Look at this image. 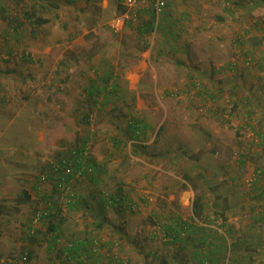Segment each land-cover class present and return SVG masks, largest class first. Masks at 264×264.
Masks as SVG:
<instances>
[{"label":"rangeland","instance_id":"374dc122","mask_svg":"<svg viewBox=\"0 0 264 264\" xmlns=\"http://www.w3.org/2000/svg\"><path fill=\"white\" fill-rule=\"evenodd\" d=\"M95 1L1 2L0 264H70L64 249L77 238L101 253L88 264H264V0H166L190 11L175 30L189 55L175 58L155 55L159 26L137 35L147 11L127 41L111 27L121 0L104 10ZM15 26L26 27L20 41ZM70 45L78 56L65 54ZM103 65L132 84L93 102L80 82L98 80ZM84 142L93 170L70 185L86 203L72 206L49 173L82 163ZM23 191L33 196L20 203ZM56 201L62 239L55 232L50 249L45 223L46 234L22 232ZM23 250L31 257L17 262Z\"/></svg>","mask_w":264,"mask_h":264},{"label":"crops","instance_id":"0c3cea01","mask_svg":"<svg viewBox=\"0 0 264 264\" xmlns=\"http://www.w3.org/2000/svg\"><path fill=\"white\" fill-rule=\"evenodd\" d=\"M69 1H74V0H69ZM85 1H87V0H85ZM91 2H93V4H94V2H96L95 0H91ZM97 2H99L98 3V5H99V7L102 9V10H104V8H106V5H107V1H105V0H103V1H97ZM89 3V2H88ZM119 3V2H118ZM257 4H256V6H258V7H260L261 5H262V2H260V1H257L256 2ZM205 8H207V6H205ZM242 9H246V7H244V6H242L241 7ZM186 10V11H183V10ZM169 10H171L170 12H169ZM247 10V9H246ZM166 12V11H165ZM190 11H188L184 6H178L177 4L176 5H171V6H168L167 7V12L166 13H163L162 15H160V17H159V21H158V23H157V26H159V29H160V31H159V38H160V42H159V48L158 49H156V53H155V55H161V56H164V57H171V58H175V56H177L179 53H181V52H183L185 55H189V54H186V53H189V50L186 48V50H185V46H184V44L182 45L181 43H178L179 42V38H177V33L176 32H179L178 30H177V28H178V25L179 24H184V25H188L189 23L188 22H186V21H184V22H181L179 19V17L178 16H182V15H186V14H188ZM191 12L193 13V11L191 10ZM149 14H150V12H148ZM148 14V15H149ZM118 15V14H117ZM116 15V16H117ZM151 15V14H150ZM150 15L148 16V19H147V23H143V24H141V30L140 31H137L138 33H137V35L138 36H144V35H146L145 34V25L144 24H149L150 23V21H151V19H149L150 18ZM168 15V16H167ZM169 15H171V16H169ZM186 18V17H185ZM177 19L179 20V22H177ZM29 21V20H28ZM195 21V20H194ZM194 21H192L191 23L193 24L194 23ZM30 22V21H29ZM190 23V24H191ZM146 25V26H147ZM145 27V28H144ZM177 27V28H176ZM129 28H131V26H126V27H124V32L125 33H123V35L124 36H122V37H124V40H130V39H133L134 37L133 36H131L130 37V32H128L127 30L129 29ZM26 29V27H24V26H22V27H17V26H15V31L17 32V35H13V36H15V37H17V39L20 41V39H22L21 37L23 36V35H21V32L23 31V30H25ZM6 30V29H5ZM148 30V29H147ZM175 30H176V32H175ZM7 31H8V29H7ZM29 31V30H28ZM7 33V32H6ZM8 34V33H7ZM36 38L35 39H38L37 37H39V36H37V35H35V34H33ZM187 36H188V38L186 37V36H184V38L186 39V43L187 44H189V42H190V38H191V36H192V33H191V31H189L188 32V34H187ZM136 37V36H135ZM85 40H87L88 38L87 37H83ZM15 39V38H14ZM67 41V40H66ZM56 42H57V40H56ZM60 43H61V41H59ZM215 39L213 40V42H212V40L211 41H209L208 42V44L206 45V44H204V46L202 45V47L200 48V49H197L196 50V53L199 55V54H201V55H204V53H206V51H208V49H206V48H210V47H212L215 43ZM16 43V42H15ZM211 44H213V45H211ZM192 46V44L190 45H186V47H191ZM208 46V47H207ZM66 49H65V54L66 53H68V54H73V53H76L77 54V56H78V54H79V52H74L75 51V48L74 47H72L71 45L69 46V47H65ZM184 48V49H183ZM49 49L48 50H46V51H44L43 53L45 54V55H48V56H50L49 54H47V53H49ZM209 52V51H208ZM34 54H36V57L37 58H39L41 55L40 54H37V52H33ZM144 55H150L151 54V48H149L148 50H146L144 53H143ZM44 58L45 57H43L42 59L44 60ZM199 61V60H198ZM49 67L51 66L49 63H46ZM45 63H42V66H44V65H46ZM141 64L142 63H139V65H138V68L140 69V67H141ZM18 67V66H17ZM67 67H68V65H67ZM102 68V73L103 74H100V76L99 77H97L98 78V80H92V81H81L80 82V85H81V88H83L82 89V91H84L85 93H86V95H84V96H86V98H88L89 97V94H93L92 95V98H94L95 97V94L94 93H96V92H99V91H102V88H105V87H108L109 89H110V91H112V93H113V91H115L117 88H119L120 86H122V85H125V86H127V87H131V81H127V78H125V79H123L122 77H123V74L121 73V72H116V70H115V72L113 71V73L111 72V71H109L104 65H103V67H101ZM45 71H49L48 70V68L47 69H44ZM133 70H135V68L133 69ZM16 71L17 72H19V69L18 68H16ZM37 71H40V69H38V70H36V72ZM71 71V69H69V72ZM33 72H35V71H33ZM41 72V71H40ZM133 76V74H131V72L129 73V77H132ZM213 76H214V74H213ZM127 81L126 83H124L123 81ZM123 87V86H122ZM86 91H85V90ZM39 186H40V184H38V187L37 186H34L33 187V190L35 191V196H36V190H40V188H39ZM42 194H39L38 193V197H37V199H41L40 198V196H41ZM28 196L32 199V194L30 193H28ZM44 196V194L42 195V197ZM42 200V199H41ZM41 200L40 201H38V205H41ZM45 212H47V210H45ZM34 215V214H33ZM44 224V223H43ZM27 227V226H26ZM25 230V229H24ZM58 230V229H57ZM44 233L45 232V234L47 233L46 231H44V232H42V229L41 228H38V232H37V234L38 233ZM61 230L59 231L58 230V232H57V234H59V236H61ZM22 234L24 235L25 234V232L23 231L22 232ZM56 234V235H57ZM56 235H53V236H56ZM77 235V234H76ZM52 236V237H53ZM77 236H79L80 237V235H77ZM22 236L21 235H19V239L21 238ZM51 236L50 237H48V239H47V247L48 248H50V249H52L54 246H56V245H58V243H59V239H60V237L59 238H52ZM61 239H62V236H61ZM18 246V245H17ZM98 246V245H97ZM19 247V246H18ZM79 247V249H81V250H83V251H85V254L84 255H82V254H80L79 256H72L71 255V257L69 256V263L70 264H72V263H74V261H77L78 263H80V264H88L90 261H92V262H95V261H101V257H100V255H101V253L100 252H97L98 253V255H96L95 257L96 258H98V260H96V258L95 257H93L94 256V252L91 250V248H93L94 247V242L93 243H88L87 241L86 242H84L83 240H81L80 238H77V240L76 241H74V243L72 244V245H70L69 247H66L65 248V250L66 251H70V250H73L74 248H78ZM67 248H71V249H67ZM73 248V249H72ZM79 253H81V252H79ZM74 257V258H73ZM10 260H13V259H10ZM12 262V261H11ZM15 262V261H14ZM13 263V262H12Z\"/></svg>","mask_w":264,"mask_h":264},{"label":"built area","instance_id":"2783aa9c","mask_svg":"<svg viewBox=\"0 0 264 264\" xmlns=\"http://www.w3.org/2000/svg\"><path fill=\"white\" fill-rule=\"evenodd\" d=\"M121 5L123 8V12L119 15H117L111 24V27L114 30H120L123 27L126 26H131L136 27V25H139L140 23V14L143 11L150 12L152 16H154V27H157L158 23V18L159 16L167 10V2L166 0H121ZM141 28V25H139ZM137 29V28H136ZM221 118L226 120L229 118L228 114L227 115H221ZM87 150L88 146H86L84 153L82 154L83 156V162H82V167L81 169H73L71 165L68 163L62 162L60 163L61 165H56L52 168V171L55 173L61 172V174L64 177H69L71 178V183L64 184V183H59V189L63 193H66L68 195V198L73 201L74 198H76L77 193H75V189H73V186L71 187L70 185H75V183H80L85 177H84V172H90L91 169L89 168V165L87 166V163L85 162L87 160ZM46 178L45 175H42L40 180L43 181ZM56 179V176L54 177ZM69 189H72L69 191ZM45 210L42 207H39V209L34 213L32 219L30 220V224L25 228V236L27 235L28 238L35 237L38 232V226L40 223H42V214H45ZM46 224V223H45ZM30 258V255L28 251L23 250L18 253V257L16 258L17 262L20 263H26ZM123 264V263H122Z\"/></svg>","mask_w":264,"mask_h":264},{"label":"trees","instance_id":"16d2710c","mask_svg":"<svg viewBox=\"0 0 264 264\" xmlns=\"http://www.w3.org/2000/svg\"><path fill=\"white\" fill-rule=\"evenodd\" d=\"M1 2H3V0H0V5L2 4ZM87 2H91V0H87ZM118 10H119V12H118V15L119 14H121L124 10H123V8H122V5H121V1H120V4L118 5ZM3 12H5L4 11V9H3V7H1L0 6V19H2V20H6L7 19V17L6 16H4V15H2V13ZM165 12V11H164ZM163 12V13H164ZM162 13V14H163ZM32 16H34L32 13H30V15L28 14L27 15V17H28V19L29 20H31L32 18ZM150 19H151V21H150V23L147 25V24H144L145 25V29H149L150 28V30L154 27V19H153V17H150ZM32 21V20H31ZM33 21H34V24H38V23H40V20L39 19H33ZM31 24H33V23H31ZM147 25V26H146ZM141 30V28L139 29V31ZM94 94H96V93H94ZM92 95L93 94H89V97H92ZM93 100V102L96 100L95 99V97L92 99ZM85 148H86V143L84 142L83 144H81V146H80V148L78 149V150H76L75 151V154L76 155H78V156H80V157H82V154L84 153V151H85ZM69 164V163H68ZM59 165H61V164H59ZM70 165V164H69ZM72 167H73V169H81V167H82V163L79 161V162H77L75 165H71ZM88 166V165H87ZM54 166H52L51 167V169H50V173H49V176L51 175V174H53V176H56V179H52L53 180V193L54 194H56L57 195V198L59 197V194L60 195H62V191H60V189L58 188L59 186V183H64V184H69V183H71V178H69V177H64L62 174H61V172H58V173H55L54 174V172L52 171V168H53ZM89 168L91 169V171L90 172H84V177L87 175V174H90L91 172H92V170H93V168H92V166H90L89 165ZM48 176V175H47ZM77 184H79V183H75V185L74 186H77L78 187V185ZM21 197H22V200L23 201H21L20 200V203H25V201H29V199H30V197L28 196V194L25 192V191H23L22 192V195H21ZM79 199V197L77 198V196H76V198H74V200H73V204H72V206H78V205H81V203H82V205H86V203H83V202H81L80 203V200H78ZM111 204H113V206H118V207H121L122 205V203H123V200L122 199H120V200H118V198H114V197H112L111 199ZM68 205H69V203H68ZM70 207H71V205H70ZM59 212H60V208L58 207V205H57V201H56V203H54V207H52V208H50V209H48L47 210V212L45 213V214H42L43 216H42V223H46V228H47V231H48V234L52 237L53 235H55L56 233L55 232H58V225H57V221L59 222L60 220L58 219V216H59ZM0 214H2L1 213V210H0ZM102 225H103V222H101V223H99L98 224V228H100V227H102ZM55 233V234H54ZM119 235V234H118ZM119 237L120 238H122L123 239V235L120 233V235H119ZM52 238H55V237H52ZM67 249H71V248H67ZM73 249V248H72ZM65 250V249H64ZM66 251V250H65ZM68 252V251H67ZM79 252H81V253H79ZM68 254L69 255H72V256H79L80 254H82V255H84L85 254V251H83V250H81V249H79V247L78 248H74L73 250H70L69 252H68ZM31 257V256H30ZM71 257V256H70ZM74 258V257H73ZM30 259V258H29Z\"/></svg>","mask_w":264,"mask_h":264}]
</instances>
